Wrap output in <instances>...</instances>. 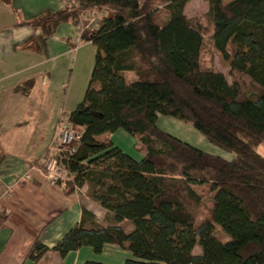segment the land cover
<instances>
[{"label": "trees", "instance_id": "obj_1", "mask_svg": "<svg viewBox=\"0 0 264 264\" xmlns=\"http://www.w3.org/2000/svg\"><path fill=\"white\" fill-rule=\"evenodd\" d=\"M60 1V9L23 25L47 38L62 24L80 29L86 11L104 13L97 29L80 32V41L95 48L94 64L82 101L64 115V122L81 129L76 149L62 150L56 159L68 175L66 193L87 187V198L110 222L98 225L82 207L79 224L52 250L64 257L82 247L99 254L114 245L131 254L124 264H264V157L255 150L264 143V0H203L212 46L231 72L247 80L244 86L202 69V36L183 14L190 0H163L169 17L162 26L151 7L158 0ZM129 73L135 79L128 83ZM33 83L17 91L27 94ZM158 116L189 124L233 158L166 133ZM118 131L134 138L139 161L104 137ZM37 165L45 170L44 160ZM203 185L211 206L195 227L200 196L193 186ZM7 218L0 209V228ZM216 227L228 242L214 236ZM46 251L35 239L27 257L37 260Z\"/></svg>", "mask_w": 264, "mask_h": 264}, {"label": "crops", "instance_id": "obj_2", "mask_svg": "<svg viewBox=\"0 0 264 264\" xmlns=\"http://www.w3.org/2000/svg\"><path fill=\"white\" fill-rule=\"evenodd\" d=\"M61 7L60 0H0V178L6 192L0 193V209L8 213L0 228V264H84L94 260L89 247L64 257L53 247L79 224L82 207L98 225L110 222L106 218L110 215L87 198V187L67 194L65 186L52 182L37 165L55 153L54 129L83 99L94 64L88 63L90 54L78 58L81 30L72 24H62L47 38L23 25ZM69 66L76 72L69 94L78 96L74 103L57 109L56 95L66 82ZM28 80L34 81L29 92L17 91ZM116 133L104 137L113 144ZM120 225L129 228L128 223ZM35 239L48 251L32 260L27 255Z\"/></svg>", "mask_w": 264, "mask_h": 264}, {"label": "rangeland", "instance_id": "obj_3", "mask_svg": "<svg viewBox=\"0 0 264 264\" xmlns=\"http://www.w3.org/2000/svg\"><path fill=\"white\" fill-rule=\"evenodd\" d=\"M143 1L144 0H139V2L141 3ZM151 7L153 10V18L156 24L160 26L164 25L169 17L167 10L164 8V1L158 0ZM183 14L189 20L190 24L199 30L202 36V44L200 51V64L202 69L213 70L215 72L222 73L228 83L237 81L242 86H244L247 83V80L239 74L231 72L228 62L225 61L222 56L214 50L212 46L211 36L213 33V26L208 15L207 3L203 0H190L184 6ZM103 15V12L97 13L95 11H86L80 17V30H93L95 28V25H98L100 23V20ZM79 46L81 47V50L78 52V58H82L84 60L85 55L90 54L91 60L88 63L91 65V63L94 61L95 48L91 44H83V42ZM233 47V43L230 42L227 48L228 52L233 53ZM74 72L75 70L72 66H69V68L65 72L66 82L56 95L55 106H57V109H59V107L64 106V103H74L77 99L78 94H69L70 87L72 86V81L75 79L76 76V72ZM134 79L135 76L132 73L126 74V80L128 83L132 82ZM88 81L86 82L85 90ZM81 101L82 99H80L79 103ZM62 121H65L64 116H62L59 122ZM157 126L166 133L190 144L193 147H196L197 149L207 154L218 156L227 160L233 158L232 154H229L226 151L210 144L189 124L182 123L180 121L168 117L158 116ZM77 131L80 133L81 129L77 128ZM113 142V144L118 149L129 155L132 159L136 161H139L141 159V154L135 149L134 138H132L125 132L118 131L113 137ZM255 150L259 155L264 157V143L258 145ZM193 188L200 196V202L198 203V205H196L195 209L197 212V219L194 222V226L197 227L203 219L207 218L209 214L212 194L209 191L208 185L193 186ZM128 226L129 228L125 229L130 231L132 229V226L130 224ZM214 236L222 243H226L230 240L229 237L225 233H223L218 227H216ZM200 253V248L198 246H195V248L193 249V254L199 255ZM93 257L94 260L89 261L101 262L105 264H124L127 259L132 258L129 252L124 251L114 245H105L102 252L99 254L94 253Z\"/></svg>", "mask_w": 264, "mask_h": 264}, {"label": "built area", "instance_id": "obj_4", "mask_svg": "<svg viewBox=\"0 0 264 264\" xmlns=\"http://www.w3.org/2000/svg\"><path fill=\"white\" fill-rule=\"evenodd\" d=\"M79 137V132L76 128L68 125L66 122H58L54 129L52 149L54 154L45 158V172L47 177L54 183H59L65 186L68 180L67 172L64 166L56 159L57 154L62 150H67L73 153L76 149V143ZM3 190V182L0 178V193H6Z\"/></svg>", "mask_w": 264, "mask_h": 264}]
</instances>
